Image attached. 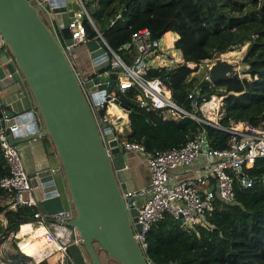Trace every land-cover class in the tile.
Returning <instances> with one entry per match:
<instances>
[{"label": "trees", "instance_id": "obj_1", "mask_svg": "<svg viewBox=\"0 0 264 264\" xmlns=\"http://www.w3.org/2000/svg\"><path fill=\"white\" fill-rule=\"evenodd\" d=\"M84 4L97 31L125 61L131 53L123 46L134 29L147 27L152 39L165 25L177 34L174 47L181 51L182 61L170 69L151 68L148 74L163 79L173 100L187 109L191 108L188 92L196 85L204 90L205 81L198 83L203 59L246 45L241 58L245 68L216 83L224 94L218 126L187 115L145 111L134 100L139 90L131 87L117 91L119 104L131 109L126 112L128 140L154 151L180 146L204 130L211 147L224 148L229 136L224 128L264 121V0H84ZM82 22L86 37L95 38L97 31L89 20L84 17ZM196 113L201 116L200 111ZM243 171L255 179L248 187L235 182L233 201L216 200L206 217L211 227L185 230L170 214L154 223L146 232L145 256L150 263L264 264V156ZM7 174L0 148V177ZM4 197L6 192L0 188V216L5 219L0 221V244L32 217L24 206L8 209L1 201ZM35 249L34 242L26 246L27 251ZM78 255L82 261L83 255ZM9 257L5 264H29L19 253Z\"/></svg>", "mask_w": 264, "mask_h": 264}, {"label": "built area", "instance_id": "obj_2", "mask_svg": "<svg viewBox=\"0 0 264 264\" xmlns=\"http://www.w3.org/2000/svg\"><path fill=\"white\" fill-rule=\"evenodd\" d=\"M48 1L32 0V3L48 12L50 9ZM75 1L79 8L73 10L67 22L70 43L66 42L63 36L62 40L59 38L55 26H60L51 17L49 18L50 25L72 66L76 53L73 50L89 40H96L108 54L109 68L107 71L116 73L115 85L109 92H106V89L90 90L86 85L88 78L80 79V84L99 127L102 124L110 126L123 152H139L145 157V164L149 170L147 184L128 189L123 188L119 182L126 208L137 210L140 230H134L133 236L143 254L145 255L147 248L146 232L166 214L178 220L185 230H195L197 226L211 227L206 217L211 214L216 200L233 201L235 182H239L242 187L251 185L253 180L248 177L243 168L251 167L257 157L264 156V121L259 125H252L248 122L232 123L228 128H224L229 132L224 148L211 147L204 130L195 132L180 146L154 151H147L142 144L128 140L124 130L127 122L125 123L121 116L122 110H127L120 106L117 91H124L131 87L139 90L134 95V100L137 106L145 111L156 109L160 114H171L174 117L187 115L204 123L218 126L224 94H222L223 87L208 77L207 72L212 58H205L201 63L204 72L198 83L205 81L204 90L196 85L188 92L187 97L191 108L187 109L173 100L171 89L163 79L148 74L151 68L170 69L182 61L181 51L174 47L177 34L174 33L173 40L165 43L161 41L164 33L159 38L152 39L151 31L147 27L134 29L129 42L123 46L133 56L132 62L128 63L108 45L103 35L97 31L84 0ZM84 17L97 31L93 39L86 37L82 22ZM0 44L6 51L1 36ZM6 62L12 64L13 71L7 75L2 74L0 78L12 74L15 82L21 84L20 89L29 92L11 55L7 56ZM2 64L0 62V67ZM118 69L121 71L120 74ZM209 102L214 103L210 108L212 115L206 113L203 108ZM109 107L117 108V113L111 111ZM101 110H104L103 114H100ZM5 111L0 108V113H2L0 119H7ZM197 111H200L201 116L197 115ZM112 127L116 128L115 132ZM9 131L10 128L7 126L0 128V148L8 167V174L0 177V188L5 190L8 197L6 201L8 209L15 210L19 206H24L31 210L32 221L26 222L31 226L28 231L19 234L20 226L16 232H11L6 238L16 241L19 254L27 257L29 264H68L67 246L69 244L79 245V237L75 234L73 227L66 224V221L72 218L73 211L70 207H63L62 210L48 214L40 208L39 199L35 195L38 184L34 183L26 172L16 146L8 142ZM194 162H199L202 169L200 174L179 180L174 179L175 175L172 171L175 168H189ZM36 240L38 246L35 254L28 255L23 252L20 242L24 241L27 244ZM147 261L150 263L148 259Z\"/></svg>", "mask_w": 264, "mask_h": 264}, {"label": "water", "instance_id": "obj_3", "mask_svg": "<svg viewBox=\"0 0 264 264\" xmlns=\"http://www.w3.org/2000/svg\"><path fill=\"white\" fill-rule=\"evenodd\" d=\"M70 1L49 0L50 9L46 12L32 0H0V36L6 48L0 55L3 63L0 76L12 73V64L6 62L11 55L34 104V109L25 113L6 110L7 119H0V128H10L7 140L14 145L38 136L50 139L73 211L66 224L73 227L79 237L87 264H105L102 252L118 264H151L133 236L134 230H140L137 210L126 208L121 193L119 182L123 188H132L125 167L126 155L110 126L102 124L99 127L80 78L50 25L51 17L60 26L66 42H71L67 27L73 13ZM167 30L165 25L156 37ZM80 48L87 50L92 65L86 85L93 91L106 89L109 92L115 85L116 73L107 71L109 59L105 48L96 40H89L73 52ZM239 64L215 56L208 77L215 83L232 78L238 73ZM118 71L120 74V69ZM9 81H15L12 74L1 77L0 88ZM17 85L21 88V84ZM53 174L54 170L46 167L35 175L37 197L41 209L48 214L64 207ZM67 263L72 264L71 259Z\"/></svg>", "mask_w": 264, "mask_h": 264}, {"label": "crops", "instance_id": "obj_4", "mask_svg": "<svg viewBox=\"0 0 264 264\" xmlns=\"http://www.w3.org/2000/svg\"><path fill=\"white\" fill-rule=\"evenodd\" d=\"M73 2L74 0L69 2L70 9L77 10L79 8L78 3L75 1L77 8H74ZM4 51L5 49L3 45L0 44V55H2ZM77 52L78 54L75 55L73 67L80 79H87L92 74V65L88 52L87 50L81 48ZM15 83V81H9L0 88V108H3L4 110H12L16 114L33 110L34 104L30 93L20 89L17 83ZM109 109L117 113V108L109 107ZM125 114V112H121L122 118H124L123 115ZM124 121L126 123L127 114ZM127 128L129 130L128 124ZM15 146L26 172L32 178L34 183L36 172H38L40 169L49 167L51 170H54V181L63 201L64 207H69V195L64 182V176L62 170L60 169L59 160L54 152V148L50 139L46 136H38L35 139L21 142ZM124 153L126 155L125 162L129 179L131 181V186L136 188L147 184L149 182V170L146 167L144 155L133 151ZM201 170L202 169L199 165V162H194L189 168L177 167L172 171V173L175 175L174 179L179 180L186 177L197 176L200 174ZM37 192L38 190L35 191L36 197L38 196ZM6 199H8L7 196L4 197V200ZM29 220L32 221V218ZM78 250L81 255H83L82 261L79 255L74 259L68 255V259H71L72 264H87L88 258L79 245Z\"/></svg>", "mask_w": 264, "mask_h": 264}, {"label": "rangeland", "instance_id": "obj_5", "mask_svg": "<svg viewBox=\"0 0 264 264\" xmlns=\"http://www.w3.org/2000/svg\"><path fill=\"white\" fill-rule=\"evenodd\" d=\"M73 3H74L73 7L77 8V4H76L75 0H74ZM55 29L57 31V34H58L59 38L62 40L61 28L58 27V26H55ZM174 36H175L174 32L169 31L166 34L165 33L163 34L161 41L165 42V43L167 41L170 42V41L173 40ZM245 48H246V45H243L240 48L229 49L226 52L221 53L218 56H220L222 58H228V59L234 60V61H236L239 64V62L241 61V58H242V56L244 54ZM229 52H233L235 54L234 55H229ZM77 54H78V52H76L74 54V58H75V55H77ZM127 59H128L127 62L131 63L132 59H133V56L129 54V55H127ZM244 68H245V65L240 63L239 66H238V73H240ZM243 76H244V74H243ZM106 77H107V75H106ZM122 112L126 113V111H124V110H122ZM126 114L123 115L124 116V118H123L124 120L126 118ZM112 128H113V130L115 132L116 128L115 127H112ZM124 130H125V132H127L128 128L125 127ZM6 200L2 199L1 201H2V203H6ZM3 220H4L3 217L0 216V221L4 222ZM19 234H21V233L19 232ZM33 242L35 244L36 249L34 251H27L26 250V246L29 245L30 243H33ZM33 242H28L27 244H25L24 241H22L19 244L21 245V248H22L23 252H25L28 255H32V254L36 253L37 246H38L37 240L33 241ZM67 252H68V255H70V257H72L74 259L79 254L78 245L77 244H69L67 246ZM12 253H19L17 245H16V241L14 239H12V238H6V239L3 240V244H1V246H0V264L7 263L8 260L10 259L9 256ZM101 255H102V258H103L105 264H118V262L115 259H113L112 257H109L105 253L102 252Z\"/></svg>", "mask_w": 264, "mask_h": 264}, {"label": "bare ground", "instance_id": "obj_6", "mask_svg": "<svg viewBox=\"0 0 264 264\" xmlns=\"http://www.w3.org/2000/svg\"><path fill=\"white\" fill-rule=\"evenodd\" d=\"M168 31H166L165 32V34L167 33ZM226 54V53H225ZM228 54V53H227ZM235 53H233V52H229V55H234ZM214 105V103L213 102H209V103H207V104H205L204 106H203V108H204V111L206 112V113H208L209 115H212L210 112V108H211V106H213ZM31 228V226L29 225V224H24V225H22V227H21V229H20V233L22 234V233H24V232H26V231H28L29 229Z\"/></svg>", "mask_w": 264, "mask_h": 264}, {"label": "flooded vegetation", "instance_id": "obj_7", "mask_svg": "<svg viewBox=\"0 0 264 264\" xmlns=\"http://www.w3.org/2000/svg\"><path fill=\"white\" fill-rule=\"evenodd\" d=\"M104 253V252H103ZM107 255V254H106ZM109 257H111V256H109ZM103 259V258H102ZM104 261V260H103ZM105 263V262H104Z\"/></svg>", "mask_w": 264, "mask_h": 264}, {"label": "clouds", "instance_id": "obj_8", "mask_svg": "<svg viewBox=\"0 0 264 264\" xmlns=\"http://www.w3.org/2000/svg\"><path fill=\"white\" fill-rule=\"evenodd\" d=\"M127 112V111H126Z\"/></svg>", "mask_w": 264, "mask_h": 264}]
</instances>
